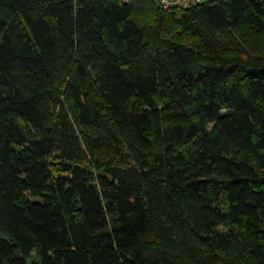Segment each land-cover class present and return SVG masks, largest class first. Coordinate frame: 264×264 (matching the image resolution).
<instances>
[{
  "label": "trees",
  "instance_id": "16d2710c",
  "mask_svg": "<svg viewBox=\"0 0 264 264\" xmlns=\"http://www.w3.org/2000/svg\"><path fill=\"white\" fill-rule=\"evenodd\" d=\"M0 264H264V0H0Z\"/></svg>",
  "mask_w": 264,
  "mask_h": 264
},
{
  "label": "built area",
  "instance_id": "2783aa9c",
  "mask_svg": "<svg viewBox=\"0 0 264 264\" xmlns=\"http://www.w3.org/2000/svg\"><path fill=\"white\" fill-rule=\"evenodd\" d=\"M162 9L171 11L173 9H188L199 5L203 0H157Z\"/></svg>",
  "mask_w": 264,
  "mask_h": 264
},
{
  "label": "crops",
  "instance_id": "0c3cea01",
  "mask_svg": "<svg viewBox=\"0 0 264 264\" xmlns=\"http://www.w3.org/2000/svg\"><path fill=\"white\" fill-rule=\"evenodd\" d=\"M204 1H208V0H204Z\"/></svg>",
  "mask_w": 264,
  "mask_h": 264
}]
</instances>
